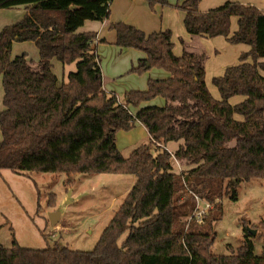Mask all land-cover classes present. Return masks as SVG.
I'll return each mask as SVG.
<instances>
[{
  "label": "trees",
  "instance_id": "trees-1",
  "mask_svg": "<svg viewBox=\"0 0 264 264\" xmlns=\"http://www.w3.org/2000/svg\"><path fill=\"white\" fill-rule=\"evenodd\" d=\"M112 1L0 0V10L25 8L21 20L0 32V171L64 174L68 185L83 174L135 177L92 251L28 249L13 242L10 248L0 246V264H264V251L255 256L248 237L228 255L212 251V222L223 209L216 200L224 193L236 200L239 183L264 179V12L238 2L200 12L203 0H184L174 7L185 14L183 25L191 38L224 37L232 45L250 47L239 65L212 79L220 100L205 82V52L184 50L176 57L169 30L147 35L122 22L111 24L117 47L146 55L131 72L159 69L168 74L150 79L144 91L126 92L121 101L103 89L96 34L77 33L87 21L108 19ZM142 1L151 11L169 6L167 0ZM233 17L237 31L230 36ZM13 43H33L38 62L25 53L12 57ZM53 60L63 67L75 64L76 70L59 84ZM235 96L244 100L232 106L229 99ZM157 97L165 101L163 107L129 113V107ZM136 123L150 140L124 157L116 135ZM169 152L184 169L180 174L172 168ZM183 183L213 206L203 223L192 221L187 232L195 201ZM54 199L50 194L49 206Z\"/></svg>",
  "mask_w": 264,
  "mask_h": 264
},
{
  "label": "rangeland",
  "instance_id": "rangeland-1",
  "mask_svg": "<svg viewBox=\"0 0 264 264\" xmlns=\"http://www.w3.org/2000/svg\"><path fill=\"white\" fill-rule=\"evenodd\" d=\"M224 1L205 0L200 6L201 8L209 7L207 11H210L222 6ZM155 10L149 9L152 13H155ZM2 12H5V15L0 14V28L13 23L17 17V12L14 10ZM232 22L236 24L237 18L233 17L231 24ZM191 43H186L179 36L174 50L176 55L181 56L184 50L192 52L194 48ZM200 48L207 55L206 64L209 59L207 50L202 45ZM180 49L183 50L180 51ZM194 53L199 52L194 51ZM26 55L29 57V54ZM126 58L123 64L130 65V58ZM34 61L37 63L35 59ZM110 61L111 64L116 63L118 58H111ZM75 70V64L63 67L65 75ZM130 70L122 77L123 79L128 78L124 79L127 83L131 82L130 78H138V76L149 78L154 72H161L168 76L167 73L162 70L158 71V69H149L141 74L133 73ZM207 85L216 95L211 81ZM125 93H118L116 95L118 100L122 101ZM130 111L135 112L134 108H130ZM238 118L240 119V117ZM137 141L138 143L134 146H126L122 150L124 157H128L137 147L148 143L147 140ZM152 147L154 149L156 146ZM170 149L172 148L170 147ZM171 151L174 152V150ZM173 169L177 173H181L177 168ZM182 170L184 169L182 168ZM74 181L73 185H68L67 177L64 174H16L9 170H1L0 246L10 248L13 242H16L20 247L28 249L59 246L67 247L72 251H92L135 183V177L114 174H83L75 176ZM183 185L186 194L194 198L193 195L196 194L188 188L187 184L183 183ZM50 194H55L53 207L49 206ZM230 195L224 193L220 199L216 200L223 209L221 218L212 222L215 232L213 254L216 256L228 255L230 248L236 249L245 237H248L254 244V255L261 256L264 251V179L243 181L237 186L236 200L231 199ZM55 211L59 213V220L54 225L50 221V213ZM245 225L248 231L255 232L254 235L249 237L246 234ZM127 235L125 233L121 237L120 243L126 239Z\"/></svg>",
  "mask_w": 264,
  "mask_h": 264
},
{
  "label": "crops",
  "instance_id": "crops-1",
  "mask_svg": "<svg viewBox=\"0 0 264 264\" xmlns=\"http://www.w3.org/2000/svg\"><path fill=\"white\" fill-rule=\"evenodd\" d=\"M184 0H167L169 7H160L157 6L155 13L149 11L148 5L146 2L142 0H113L110 4V15L108 19L103 22H91L87 21L84 25L77 30V33H87L93 32L96 34V42L94 43L95 52L99 57L100 62V69L102 73V84L103 89L108 94H115L118 93L123 94L127 91H144L147 88L148 81L150 79L160 80L166 79L168 76L161 72H154L151 74L149 78L138 76V78H130L131 82L127 83L122 78L123 75L127 74L130 69L135 67L139 61L146 58V55L143 52L136 51L133 49H121L116 46V34L114 31L110 30L109 26L111 24L122 22L128 25H131L145 34H151L154 32H163L169 30L172 34V43H173V53L176 57V43L179 36H181L186 43L192 42L191 45L193 46L192 52H200L202 49L200 45L206 48V52L209 56L207 63L205 64V82L206 85L209 81L212 83V79L216 77H221L225 73V70L228 67L236 66L240 64V56L241 54L248 53L250 47L244 44L232 45L227 42V39L224 37H207V36H200L199 40L197 38H191L190 35L185 31L183 21L185 14L182 11L174 9L173 7L177 5H181ZM205 1V0H203ZM226 2H238L243 5H251L259 9L260 11L264 12V0H225ZM202 3V1H201ZM201 3L199 4V11L200 12H207V8L209 7H202ZM17 12V17L15 22L21 20L25 14L24 7H18L14 9ZM7 10H0V14L5 15ZM9 11V10H8ZM232 20V19H231ZM10 23V24H13ZM9 24V25H10ZM8 26V25H5ZM2 26L1 30L5 27ZM237 31V22L236 24L232 22L230 27V36H232ZM104 40L105 43H101L100 41ZM192 48V47H190ZM183 49H180L182 51ZM29 54L28 59H34L36 62L39 60V55L37 49L33 43H23L17 44L13 43L12 45V57L19 56L21 54ZM183 53V51H182ZM126 57L130 58V65L128 63L123 62L127 59ZM111 58H118L116 63L111 64ZM109 60V61H108ZM106 62V63H105ZM248 63L251 62L250 59L247 61ZM53 73L56 75L58 83H62L65 79V74L63 72V66L53 60ZM137 63L136 65H134ZM131 66V67H129ZM159 71V69H158ZM106 75V76H105ZM213 85V84H212ZM208 86V85H207ZM213 98L220 100L219 93L217 89L214 87V91H216V95L213 91L207 87ZM2 97H3V90H2V80L0 78V112L3 110L2 105ZM244 100V97L235 96L229 99V103L234 106L236 104L241 103ZM165 105V101L157 97L152 101L142 103L139 107L134 108L135 112L132 113L129 107V113L132 116L140 110L141 108L148 107V106H157L163 107ZM236 119L240 120L238 117ZM137 127V128H135ZM1 138V136H0ZM147 140L149 142L150 138L149 135L141 124H135L134 128L128 132L120 131L116 135V146L119 152L122 154V150L131 145L134 146L138 143L137 140Z\"/></svg>",
  "mask_w": 264,
  "mask_h": 264
},
{
  "label": "built area",
  "instance_id": "built-area-1",
  "mask_svg": "<svg viewBox=\"0 0 264 264\" xmlns=\"http://www.w3.org/2000/svg\"><path fill=\"white\" fill-rule=\"evenodd\" d=\"M170 153V163L173 168H177L180 172H182L181 165L179 161L175 158L173 153ZM179 173V172H178ZM195 206L186 222V232L188 231V227L192 221H194L197 225H201L203 223V219L205 215L212 209V205L204 201L198 195H193Z\"/></svg>",
  "mask_w": 264,
  "mask_h": 264
},
{
  "label": "water",
  "instance_id": "water-1",
  "mask_svg": "<svg viewBox=\"0 0 264 264\" xmlns=\"http://www.w3.org/2000/svg\"><path fill=\"white\" fill-rule=\"evenodd\" d=\"M58 220H59V213L58 212H51L50 213V221L52 222V224H57V222H58ZM249 232L252 234V235H254V233L255 232H252V231H250L249 230Z\"/></svg>",
  "mask_w": 264,
  "mask_h": 264
}]
</instances>
